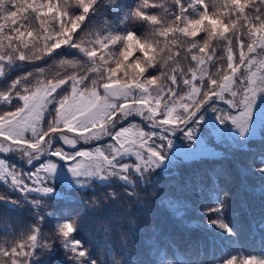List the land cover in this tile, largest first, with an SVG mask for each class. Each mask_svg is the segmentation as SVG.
Returning <instances> with one entry per match:
<instances>
[{"label": "snow or ice", "instance_id": "obj_1", "mask_svg": "<svg viewBox=\"0 0 264 264\" xmlns=\"http://www.w3.org/2000/svg\"><path fill=\"white\" fill-rule=\"evenodd\" d=\"M99 3L100 0H74L73 12L68 0H24L19 11L14 8L12 12L0 16V77L6 73V63L34 62L70 45L80 49L94 62L87 70L99 73L103 78L102 82L115 96L123 101L130 100L131 104L136 105L135 110H130V105L126 104L125 110L118 114L120 119L137 113L153 122L154 126L164 128L165 132L175 133L178 127H183L186 138L191 141L196 135L197 127L189 125L198 126L197 113L211 100L225 101L238 110L236 115L220 111L217 119L220 123L231 121L241 135L249 132L257 110L264 115V109L260 107L258 100L264 94V0H222V3L217 0H171V4L177 8L168 16L164 11L163 15L153 14L158 8H166L167 3H161L160 0H140L135 9L130 11L131 15L136 20L151 25V35L158 37V40L147 35L141 38L134 31H129L126 35L97 34L94 39H88L89 34L85 33L75 39L82 24L95 12ZM237 32L238 35H233ZM218 37L226 42L220 63L223 76L220 79H209L211 72L208 69L217 60V56L213 54V41ZM184 42L190 43L191 47L183 48ZM37 44L39 48H36ZM115 46H119L117 50H110ZM29 49L35 51L29 53ZM166 51L176 58V66L167 71L161 65V56ZM134 53L142 55L130 61ZM185 59L195 62L194 65H189L191 70L180 66ZM61 64L73 69L80 67L75 60L65 59ZM157 65L161 67L159 74L150 75V69ZM31 76L32 73L20 76L0 92L2 101L10 103L18 98L22 102V107L16 111L0 116V152L23 148L34 151L35 158L38 159L40 154L50 151L52 145L45 148L40 143L37 122L42 127L44 111L49 101H52L53 96L59 95L58 90L69 82L75 89L72 99L52 101L59 104L56 109L58 121L71 128L73 120L77 119L76 113L79 112L84 116L81 123L85 126L91 123L105 125V117L111 115L107 105L103 110H91L102 98L95 95V87L88 90L93 94L85 98L82 88L89 79L88 76L82 81L83 74L77 73L70 80L38 82L29 88L26 82ZM161 80H167V87L162 94L155 96L152 89L159 87ZM133 89H138L144 95L133 96ZM213 111L217 109L213 108ZM105 129L106 126L104 135H113ZM28 133L36 139L29 141ZM153 135L146 133L138 124L125 127L115 133L118 147L110 146L115 156L106 155L99 148L94 152L81 151L79 155L83 159L74 164L72 174L76 177L103 175L113 165L116 157L128 153H134L139 164H119L117 166L120 172L109 174L121 175L125 180L130 178L129 175H124L129 173L130 168L143 174L158 166L164 159V153L172 146V140L161 136L162 141L167 139V144L153 147ZM61 138L68 146L75 147L77 144L75 139L68 136ZM92 138L100 139V133ZM62 150L56 148L54 153L59 154ZM56 171L57 165L48 162L24 177L0 160V179H4L5 175L11 177V183L22 192L35 191L44 195L51 193L53 189L46 185L45 180L48 174ZM259 171L264 172V168ZM26 180L31 183H26ZM225 201L222 199L216 207L207 210L216 215L209 223L229 235H235L231 225L224 219ZM54 231L62 238L64 247L79 258V264H96L85 243L74 235L77 232L76 222L58 224ZM43 238L40 226H32L26 241L11 248L0 247V257L6 258L9 264H33L41 247H52L51 244L42 245ZM224 264H264V257H231L224 260Z\"/></svg>", "mask_w": 264, "mask_h": 264}, {"label": "trees", "instance_id": "obj_2", "mask_svg": "<svg viewBox=\"0 0 264 264\" xmlns=\"http://www.w3.org/2000/svg\"><path fill=\"white\" fill-rule=\"evenodd\" d=\"M23 2L24 0H0V16L12 12L14 8L19 11ZM160 2L167 3L166 8H158L154 10L156 13L153 14L163 15L162 11H164L168 16L172 10L177 8L171 4V0H160ZM217 2L222 3V0H217ZM139 3L140 0H100L97 5L98 11L89 15L77 33V38L84 36L85 33L89 34L88 39H94L97 34L101 36L126 35L129 31H134L141 38L147 35L151 39L158 40V37L151 35V25L145 21L136 20L131 15L130 11L134 10ZM68 4L71 10L74 0H68ZM249 12L251 13V9ZM233 15L235 16V13ZM238 34L237 32L236 35ZM216 42V40L213 41V44ZM219 43L220 49L215 53L217 58L223 54L226 42L222 40ZM118 47L115 46L110 50H117ZM182 47L188 49L191 44L184 42ZM141 55L134 53L130 57V61H134ZM65 59L78 62L80 68L84 70L81 74L87 73L89 77L85 81L86 84L99 75V73H91L87 70L88 66L94 62L84 52L65 45L41 60L6 63V73L0 77V91L5 90L11 81L20 76L37 72L39 69H46L55 65L57 61ZM194 63L185 59L180 66L187 70L188 66L194 65ZM216 63H219L218 59L215 64L210 66L214 69L217 67ZM161 65L166 71L175 67V56L169 55L166 51L161 56ZM57 68L61 72L64 71L59 65ZM160 71L159 65L150 69L151 75ZM70 84L71 82L58 92L68 89ZM33 86H35V82H33ZM14 99L22 103L18 98ZM8 105H10L8 102L0 100V111L11 110L7 107ZM57 106L58 103H55L53 108ZM213 108H216L217 111L214 112ZM220 111H226L232 115L237 113L225 101L214 99L201 108L197 113V119L214 127L219 125L223 131H226L232 128V123L231 121L220 123L217 119ZM108 119L109 115L106 116L105 121L107 122ZM53 124L54 128H69L66 123L58 121L56 117ZM133 124H138L146 133L154 134L151 137L153 147L167 144V139L172 141L174 139L165 130L145 121L139 120ZM200 127L205 133V125L201 124ZM116 132L118 130L115 129L113 135L75 147L59 143L56 148L63 149L59 154L51 153L44 156L31 164L30 169L26 167L28 164L15 161L14 158L2 152H0V160L5 161L11 169V165L15 163L14 170L19 171V174L28 170L26 177L48 162H53L57 167L66 170L70 166L69 164L83 159L79 155L81 151L94 152L99 148L105 151L106 155L115 156V153L110 150V146L118 147L115 138ZM161 136L167 139L162 141ZM179 137L178 140L182 142L188 141L184 135L179 134ZM28 139L29 141L33 139L31 133H28ZM251 143L254 144V149L251 150L253 159L264 164V134L253 137ZM168 151L171 152L170 148ZM168 151L167 157H169ZM168 172V176L159 181L153 180L145 185L139 182L140 184L136 187L125 189L123 206L117 210L118 213L110 214L101 208L92 211V216H89L87 214L89 210L85 208L86 205L88 207L86 200L78 199L76 201L72 197L60 196V200L58 199L57 204L54 205L55 216L57 219H61V222H76L77 232L74 235L91 248V259L102 257L111 260L110 255L106 253L107 250H112V253H116L118 257L123 256L127 264H163V261L168 257H171L175 264H214L216 260L223 261L237 254L245 257L251 255L264 257V187H258L245 181L250 177L237 158L221 151H214L195 158L191 162L178 160L168 170H164L162 175L165 176ZM1 180L6 183L10 182L9 184L13 186L14 190L20 191L16 185L11 183V177L5 175V178ZM53 182L62 183L57 180L55 174H48L45 183ZM26 183H31V181L26 180ZM2 185L5 184L2 183ZM72 185L61 186L72 190ZM225 193H228L229 196L225 201L228 209L224 214V219L233 228L235 236L229 235L213 224L209 228V221L215 219L216 215L207 210L216 207L220 200L224 199ZM86 195L88 196L89 193L87 192ZM94 195L97 196V200L101 198L102 201L108 197V195L91 194L88 202L91 201V198H95ZM13 214L15 213L9 210V206L1 202L0 229L2 224H5L12 231L7 234L9 240L1 245L6 246L5 248L14 247L27 238L19 232L20 227L16 221L20 216L13 218ZM48 234L55 245L57 258L59 256L58 260L67 262V264H79V259L75 261L72 258H66L72 252L69 248L64 247L58 233L50 231ZM47 258L50 257H43L45 260ZM53 258L56 256H51V260ZM38 260L34 259L33 264H44L40 262L41 259L38 258ZM0 264H9V262L6 258L0 257Z\"/></svg>", "mask_w": 264, "mask_h": 264}, {"label": "rangeland", "instance_id": "obj_3", "mask_svg": "<svg viewBox=\"0 0 264 264\" xmlns=\"http://www.w3.org/2000/svg\"><path fill=\"white\" fill-rule=\"evenodd\" d=\"M221 62L222 61L219 60V63ZM210 68L212 67L210 66ZM158 74L159 73L152 75ZM181 88H183L182 84ZM152 92L153 95L156 94L154 88L152 89ZM133 94H135V96L144 95L138 89L133 90ZM160 94H162V92ZM258 100L260 107L264 109V94H261L258 97ZM18 103L20 102L13 99L12 102H8V104L12 106L8 105L7 107L11 110H15L14 108ZM54 104L55 102L48 105V107L45 109L42 127L39 126L40 122H37V136L39 137L40 143L43 144L45 148H47L49 145H52L49 152L45 151L44 153L40 154L38 159L35 158L36 153L34 151L24 150L23 148L13 149L5 153L8 154L9 157L14 158L15 161H22L23 163L28 164V166H26L27 169L28 167L30 169L31 164H33L35 161L43 158L46 155L54 153V150L59 143L65 144L63 139L61 138L62 136H68L72 139L78 138V143L76 144V146H78L81 144H89L90 142H94L96 140L104 139L110 136L103 134L105 126L108 128V131L110 133H114L115 129L119 131L139 120L145 121L150 125H154L153 122H149L147 119H145L144 116L133 113L125 119H120L119 116H116V119L120 121L115 125L113 129L108 125V121H105V125H101L100 123H91L88 126H85L83 123H81V121H84V116L77 112V119L73 120L71 128H54L55 126L53 122L55 117H57L56 109L58 108V106L53 108ZM235 110L238 113V110ZM197 121L198 126L197 124L189 125H194V127H197L196 135L191 141L187 138L186 139L188 141L186 142L178 140V138H180L179 134L186 136L183 127H178L175 133L167 132L171 137L174 138L172 141V146L169 147L171 150V152L168 151L169 157H167V152H165L164 159L160 161L159 165L144 171L143 174L137 172L135 168H130L129 173H124V175L130 176V178L127 180L123 179L121 175L109 174V172H120V168L117 166L119 164H139V160H137L134 153L121 154L120 156L116 157L113 161V165H110L109 170H106L103 175L76 177L72 174L71 171L76 162L69 164L70 166H68L66 170L57 167V171L54 174L57 176V180L62 183H46L47 186H50L53 189V191L51 193H48L47 195L35 191H24L23 193H21L18 190H14L13 186L9 184L10 182L6 183L4 180L0 179V204L1 202L6 203L9 206V210L17 214H13V218H17L18 215L20 216L18 221H16L18 223V226L20 227L19 232L27 237L22 242L28 239L32 226L39 225L44 234V238L42 239L41 244L52 245L50 249L41 247L38 256L34 257L35 261H39V258L41 259L40 262H43L44 264H67V262L58 260L59 256L57 258V251L54 248L55 245L51 241V238L48 236V233L50 231L51 233L56 232L54 230L56 229V226L58 224L64 223L61 222V219H57L55 216L56 209L54 208V205L57 204V200L60 198V196L64 198L72 197L76 199V201L78 199L80 201L82 199L86 200L88 203V207L86 205L85 208L89 210V212L87 213L89 216H92V211L99 210L101 208V210L105 209L110 214L112 212L118 213L117 210L121 209L123 206L122 200L125 189H132V187H136L141 182L143 185H145L153 180L159 181L160 179L167 177L169 174L168 172L165 176H163V171L168 170L178 160L191 162L195 158H199L201 156H204L205 154H210L214 151H221L227 155L230 154L235 159L237 158L241 163L242 168L246 169V172L250 177L246 178L245 181H248L250 182V184L258 187H264V172L259 171L260 167L264 166V164H261L254 160L253 153L251 152V150L254 149V144L251 143L253 137L264 134V115H262L258 110L254 113L252 126L249 128V132L243 137L240 135L239 130L235 128L233 124L232 128L223 131V129H221L219 125L214 127L207 122H203L198 119ZM201 124L205 125V133H203V129H201L200 127ZM159 128L164 130V128L162 127ZM96 133H100V139L92 138ZM35 139L36 138L33 137L32 140ZM152 139L154 140L155 138ZM29 160H31V163H29ZM14 164L11 165L13 170L16 166ZM17 172L19 173V171ZM26 173H28V170L23 171V174L21 175L26 177ZM145 176H147L146 180L144 179ZM2 183H4L5 185L3 186ZM64 184H73L72 190H70V188L66 189L65 187L61 186ZM87 192L89 193L88 196L86 195ZM112 192L116 193L115 198H113V196L111 195ZM52 194L53 196H51ZM91 194L108 195V197L102 201L101 198L97 200V196L94 195L95 198H91V201L88 202V198ZM35 201H39V203H35ZM97 202L99 204H95ZM41 217H43V220H41ZM204 219L206 218L204 217ZM211 226L212 224L209 223V228ZM11 232L12 231L10 230V228H8L5 224H2V228L0 229V246L4 242L9 240L7 234ZM1 247L5 248L6 246ZM88 249L91 248L88 247ZM106 253L110 255L111 260H108V258L103 259L105 261H111L112 264H116V262L120 259V257H118L116 253H112V250H107ZM51 256H56V258H53L51 260ZM43 257L50 258H47V260H45L43 259ZM232 257H238V259H242L245 256H238L237 254ZM66 258H72L75 261L79 259L75 257L73 253H69Z\"/></svg>", "mask_w": 264, "mask_h": 264}, {"label": "clouds", "instance_id": "obj_4", "mask_svg": "<svg viewBox=\"0 0 264 264\" xmlns=\"http://www.w3.org/2000/svg\"><path fill=\"white\" fill-rule=\"evenodd\" d=\"M71 11L75 12V6L74 5L72 6ZM95 11H98V9H96ZM226 20H227V18H226ZM83 24H82L81 28L83 27ZM235 34L236 33H233V35H235ZM75 39H78L77 36H75ZM216 41L217 42L215 44H213V48H214L213 54L214 55H215L216 51L218 49H220V43L219 42L222 40L218 37L216 39ZM36 48H39V44L36 45ZM33 51H35V49H29V53H31ZM37 55H39V53H37ZM217 59L222 61L223 55H221ZM61 61H57L55 63V65L49 66L48 68L43 69V71H41V69H39L37 72H32L31 78L26 82L27 87H29V88L33 87V82H35V85H36L38 82H44V81L51 83L52 81L59 80V79L70 80L73 76L77 75V73H81L84 71L80 67L73 69L72 67H70L68 65H62ZM57 65H59L60 68H63L64 71L61 72L59 70V68H57ZM216 65H217V67L214 69L209 67L208 71L211 72L209 79H212V78L220 79L223 76V73L220 70V63H216ZM85 67H87V66H85ZM188 69L191 70L190 66H188ZM73 70H77V71H73ZM205 74L207 75V71ZM185 75H187V73H185ZM87 76H88L87 73L83 74V76L81 77V80L83 81L84 77H87ZM102 80H103V78L100 75L92 78L89 81V83L83 85L82 91L84 92V95L86 98V97L93 94L92 92H89L88 90L93 89L95 87V95H97L98 97H101L102 99H100L98 101L97 106L95 108H92L91 110L93 112H95L97 110H103L104 106L107 105L108 108L111 110V115L109 116L107 123L113 129L115 127V125L118 124L120 121V120L116 119V116H118L119 113H121L122 111L125 110V105L126 104L130 105V110H135L136 105L131 104L130 100L129 101H123L119 97L115 96L112 93V91L106 87L105 83H103ZM166 87H167V80H161L159 87L154 88V91L156 92L155 96H159L160 93ZM133 90H135V89H133ZM133 90H132V94H133ZM3 91L4 90H2L0 92H3ZM54 91H55V89H54ZM74 92H75V89L70 85L68 89L60 92L59 95L53 96L52 101H55L57 99L68 101V100L72 99ZM169 99H171V97H169ZM52 101H49V105L52 104ZM157 103H159V101H157ZM165 103H167V101H165ZM117 105H119V107H117ZM19 107H22V103L20 105H16L14 108L15 110L0 111V116L6 115L9 111H16ZM58 108H59V104H58ZM201 119H203V118H201ZM105 131L110 133L108 131L107 127H106ZM241 136L243 137L245 135H241ZM75 140L78 143V138ZM260 168H264V166H261ZM144 179L146 180L147 176H145ZM111 195L113 196V198H115L116 193L112 192ZM228 196H229V194L225 193L224 199L227 200ZM225 209H226V211L228 209L227 203L225 204ZM232 236H235V235H232ZM89 251H90V249H89ZM95 260H96V264H112L111 261H105L102 257H97ZM116 264H127V261L123 256H121L120 259L116 262ZM163 264H175V261L171 257H168L166 260L163 261ZM214 264H224V260L223 261L222 260H216V261H214Z\"/></svg>", "mask_w": 264, "mask_h": 264}]
</instances>
